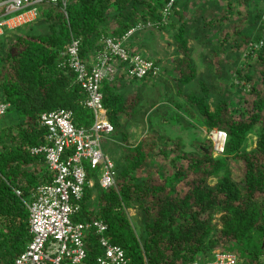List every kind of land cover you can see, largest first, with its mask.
I'll list each match as a JSON object with an SVG mask.
<instances>
[{
	"label": "trees",
	"instance_id": "1",
	"mask_svg": "<svg viewBox=\"0 0 264 264\" xmlns=\"http://www.w3.org/2000/svg\"><path fill=\"white\" fill-rule=\"evenodd\" d=\"M5 1L8 0H0V4ZM169 1L74 0L66 8L67 16L61 4L43 2L37 5V21L32 25L44 26L48 29L46 34L3 30L0 36V46L5 47L0 51V103L10 104L8 112L13 111L14 115L0 123V264H12L31 241L30 213L23 200H29L38 187L54 181L45 157L30 154V149L46 143L48 130L40 125L41 116L66 109L73 112V123L78 129H88L94 122L93 113L84 106L87 95L76 83L75 73L62 66L66 48L73 38L80 40V56L82 60H89L102 50V36L122 39L139 25L161 23L162 10ZM184 2H176L171 18L160 30H172L176 49L184 55L177 60L179 86L188 85L197 78L189 48V22L183 12ZM209 3L218 5L217 0ZM226 3L228 10H222L220 18L217 19L214 11L211 20L205 22L207 16L202 8L195 12L193 22L200 30L219 32L213 57L225 55L232 57L228 63H235L239 61L236 55L243 44L250 42V29L258 30L252 43H258L264 33L261 28L263 15L256 9L258 5L264 6V0H226ZM239 5L247 9L246 16L238 13L240 21L225 26L222 21L234 15V7ZM225 30L231 32L224 33ZM153 35L151 30L138 31L125 43L142 52L144 41ZM116 67L119 72L124 68L119 63ZM258 67L262 91L257 89L253 76L237 70V80L249 85L251 94L256 97L252 114L234 119L227 100H222L212 110L211 90L205 83L201 95L188 97V118L202 122L208 130L227 133L225 156L214 158L211 142L207 140L201 146L208 148L210 154L204 151L181 154L180 150L173 149L171 139L155 135L145 137L135 146L126 144L128 164L117 170L116 187L102 191L87 186L81 210L73 221L105 222L107 238L125 251L128 264H191L195 261L206 264L218 250L237 254L239 264H264L263 54L259 55ZM123 80L128 81L126 75L102 86L103 104L114 126V134L123 133L122 120L132 117L131 111L137 104V100H127L120 91L118 84ZM171 117L169 121L173 125L184 121L180 115L181 120L173 121ZM253 134L257 136L254 144L249 142ZM124 141L127 142V137ZM176 146L181 147L180 144ZM71 154L72 151L68 153ZM236 161L245 164L242 180L233 177L231 162ZM143 169L147 170L146 176H137ZM87 172L90 180L98 176L89 168ZM211 179L216 180L214 185L210 184ZM95 189L98 197H93ZM15 190L21 191V198ZM129 209L144 217L145 234L136 232ZM85 244L87 257L82 264H98L102 254L99 237L89 233Z\"/></svg>",
	"mask_w": 264,
	"mask_h": 264
},
{
	"label": "built area",
	"instance_id": "2",
	"mask_svg": "<svg viewBox=\"0 0 264 264\" xmlns=\"http://www.w3.org/2000/svg\"><path fill=\"white\" fill-rule=\"evenodd\" d=\"M74 0H8L0 4L4 11L0 29L18 30L30 24L26 9L33 8V17L37 19L38 4L48 2L61 4L62 11ZM178 0H170L162 10L161 23H146L128 31L120 39L102 36V50L89 60L80 56L81 41L72 39L63 53L62 66L69 67L76 75V83L87 95L84 106L94 115V122L88 129H78L73 123L74 114L70 110L59 109L41 116L40 125L48 130L46 143L30 149L34 157L44 156L49 172L53 174L52 184L38 187L29 200H23L30 213L29 228L31 241L25 251L12 264H82L86 257L85 240L89 233L99 237L102 250L98 264H128L125 251L113 245L107 238L108 225L101 220L80 223L73 217L81 210L85 189L97 187L108 191L117 185V168L112 158L103 150V141L114 134V126L103 104L102 86L105 82L117 80L126 75L130 81L145 78H159L162 68L156 62L141 55L140 52L126 45V41L138 31L158 30L171 18ZM260 27H264V6ZM251 51L264 55V33L258 43H250ZM116 63L124 66L119 72ZM10 104L0 103V117L6 115ZM215 157H223L226 152L228 135L224 131H207ZM72 151L71 155L68 153ZM98 176L88 178L87 169ZM18 197L21 191L15 190ZM191 264H201L195 261ZM206 264H239V257L234 253L215 251Z\"/></svg>",
	"mask_w": 264,
	"mask_h": 264
},
{
	"label": "rangeland",
	"instance_id": "3",
	"mask_svg": "<svg viewBox=\"0 0 264 264\" xmlns=\"http://www.w3.org/2000/svg\"><path fill=\"white\" fill-rule=\"evenodd\" d=\"M217 1L218 5L209 3L212 0H185L182 4L184 8L183 12L189 22L188 40L191 58L197 70V78L193 82L188 85L179 86L180 73L176 69L177 60L183 58L184 55L176 49L177 45L172 37V30L160 31L162 30L161 28L151 30L154 35L153 37H147L148 40L144 41L145 48L140 52L141 55L150 57L153 61L160 64L162 68L161 76L155 79L150 78L135 82L123 80L119 84L116 81L120 91L127 100H137V104L134 105V109L131 111L132 117L127 116L122 120L123 133L120 131L119 134H113L103 141V150L112 158L117 166V170L120 171L128 164L126 159L128 153L124 151L127 149L126 144L135 146V144L149 135L152 137H154L153 135L159 136L162 139H171V146L174 150H180L181 154H197L202 149L203 151L208 149L201 146V143L205 140L210 142L207 139L208 129L203 126L202 122L193 118L190 119L186 115V109L189 108L188 97L201 95L203 83L207 84L211 90L209 103L212 110L222 100H227L230 103L229 110L234 114V119H240L242 115L253 113L252 107L256 97L254 94H251L252 89L249 85L240 84L237 80V70L242 71L243 74L247 73L253 76L254 82L258 84L257 89L262 91V77L258 67L259 54H254L249 47L253 36L258 33V30L250 29L252 33L249 39L250 42L248 41L249 44H243L241 50L237 53L238 62L228 63L229 60H232V57L226 58L225 55L213 57L212 51L215 49V45L220 38L219 32L217 30H200L201 28L197 27L193 22V17L195 12L205 8L204 13L207 16L205 22L211 20L210 17L214 11L217 19L220 18L222 10L227 11L228 7L226 0ZM262 7V5H258L256 9L261 11ZM238 13H244L246 16L247 9L243 5L235 6L233 10L234 15L230 14L228 18L226 17L222 21L225 26L237 24L240 21ZM201 23L203 24V22ZM110 25L112 26L113 24ZM47 30L45 28L40 31V34H46ZM228 31L231 32V30ZM228 31L225 30L224 33ZM2 48H5L4 45L0 46V51H3ZM178 104L181 106H178ZM172 110L178 112L181 118H184V121L175 125L171 124V121H169L172 120L171 115L174 118L173 121L181 120L179 115L173 113ZM13 115V111L7 112L5 116L0 117V123L3 120L10 119ZM125 137H127V142L124 141ZM256 138L255 134L251 135L249 142L254 144ZM178 144L181 145L180 148L176 146ZM231 168L233 177L236 180L244 178L246 169L243 162H231ZM146 174L147 170L143 169L139 170L137 176L145 177ZM209 182L214 185L216 180L211 179ZM93 197H98L96 189L93 191ZM128 214L132 219L136 232L140 235L145 234L144 217L139 215L134 209H129Z\"/></svg>",
	"mask_w": 264,
	"mask_h": 264
},
{
	"label": "crops",
	"instance_id": "4",
	"mask_svg": "<svg viewBox=\"0 0 264 264\" xmlns=\"http://www.w3.org/2000/svg\"><path fill=\"white\" fill-rule=\"evenodd\" d=\"M26 12L28 13V17H30V19H32L33 21L30 24H27V25L19 28L17 30V32L18 33H21V34H31V33L33 34L35 32V33L39 34L40 31H42V30L45 29L44 26H41V25H32V24H34L37 21V19H34V17H33V13H32L33 12V8L26 9ZM0 21L1 22L4 21V19H2L1 16H0ZM4 29L5 28L0 29V36L3 35V30Z\"/></svg>",
	"mask_w": 264,
	"mask_h": 264
},
{
	"label": "water",
	"instance_id": "5",
	"mask_svg": "<svg viewBox=\"0 0 264 264\" xmlns=\"http://www.w3.org/2000/svg\"><path fill=\"white\" fill-rule=\"evenodd\" d=\"M202 151H203V149H202ZM204 151L206 152V154H210V150L206 149Z\"/></svg>",
	"mask_w": 264,
	"mask_h": 264
},
{
	"label": "clouds",
	"instance_id": "6",
	"mask_svg": "<svg viewBox=\"0 0 264 264\" xmlns=\"http://www.w3.org/2000/svg\"><path fill=\"white\" fill-rule=\"evenodd\" d=\"M129 80V79H128ZM212 130V129H211Z\"/></svg>",
	"mask_w": 264,
	"mask_h": 264
}]
</instances>
